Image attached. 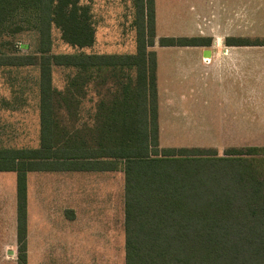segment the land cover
<instances>
[{
	"label": "trees",
	"instance_id": "1",
	"mask_svg": "<svg viewBox=\"0 0 264 264\" xmlns=\"http://www.w3.org/2000/svg\"><path fill=\"white\" fill-rule=\"evenodd\" d=\"M137 51L51 53L52 27L69 44L95 42L81 0H0V37L19 13L37 14V52L0 51V66L39 69L40 143L0 148V170L17 173V264H28L27 173L118 170L125 177L126 264H264V170L256 147H162L159 140L155 2L137 0ZM227 44L264 45V38ZM206 37L163 36L161 46L207 45ZM25 48L28 45H22ZM54 66L74 69L63 88ZM134 71L132 76L131 71ZM98 98L89 119L81 104ZM259 154H263L260 153Z\"/></svg>",
	"mask_w": 264,
	"mask_h": 264
},
{
	"label": "crops",
	"instance_id": "2",
	"mask_svg": "<svg viewBox=\"0 0 264 264\" xmlns=\"http://www.w3.org/2000/svg\"><path fill=\"white\" fill-rule=\"evenodd\" d=\"M154 2L156 28H173L176 37H206L209 42L174 46L183 50L156 53L158 116L165 109L176 117V123H190V117L198 115L205 118L208 132L229 133L223 137L230 139L262 133L264 45L227 44L226 39L264 38V0H174L173 17L159 16L160 9H169L171 0ZM116 171L33 170L27 173L28 264L48 261L50 264V253L72 252L75 246L77 252L80 227L90 235H107L111 241L119 234L118 198L113 205L111 186L102 194L99 191L104 187L96 175H55ZM41 172H52V175ZM41 180L48 182L45 185ZM102 204L110 205L107 208L109 224L100 222L105 216ZM17 229V173L0 170V264H7V252L15 253L16 259Z\"/></svg>",
	"mask_w": 264,
	"mask_h": 264
},
{
	"label": "rangeland",
	"instance_id": "3",
	"mask_svg": "<svg viewBox=\"0 0 264 264\" xmlns=\"http://www.w3.org/2000/svg\"><path fill=\"white\" fill-rule=\"evenodd\" d=\"M137 0H81V4L89 7L91 20L95 28V42L88 47L79 48L62 39L61 31L56 26L52 27L51 53H100L113 55H129L137 51V36L140 20L138 17ZM174 0L166 11L160 9L159 16L173 17L176 9ZM160 4V0H159ZM162 20H159L161 25ZM10 33L0 37V51L16 53L37 52L40 47L38 18L33 12H19L10 23ZM175 29L159 26L156 28V43L148 49L157 52H173L183 50L174 46H161L159 38L174 36ZM28 45L25 48L22 45ZM185 51H190L189 49ZM157 57V54H156ZM74 69L60 66L53 68V82L58 88H63ZM134 76V71H131ZM39 69L34 66L2 67L0 66V147L3 149L35 148L40 143V112L38 91ZM98 96L93 89H89L87 96L81 104L82 119H89L94 112ZM173 104V102H171ZM173 109V108H172ZM192 122L176 123V117L169 115L165 109L161 110L159 122V142L163 147L173 146H200L216 149L220 155H225L229 148L241 147L246 151L256 147L258 165L264 170V131L262 133H247L244 139H230L229 133L216 132L211 134L207 130L205 118L195 115L190 117ZM160 128L162 129L160 133ZM186 130L177 132V130ZM231 135V134H230ZM214 136V137H213ZM184 137V138H183ZM256 137V138H255ZM263 153V154H259ZM12 175V173H8ZM43 175H52V172H41ZM14 175V174H13ZM55 175H96L100 177L99 192L104 194L107 186L112 187L113 205L118 201L119 234L112 237L107 235H90L86 229L80 227L77 252L70 250L54 252L50 264H126L125 253V177L123 170L105 173L67 172ZM49 180V179H48ZM48 180H41L47 183ZM45 181V182H44ZM47 181V182H46ZM56 181V180H55ZM31 184V174L29 175ZM40 184V182H39ZM46 185V184H45ZM43 185V186H45ZM63 187L60 188L62 190ZM99 195V194H98ZM101 195V194H100ZM104 215L100 222H110L107 208L102 204ZM108 208V209H109ZM114 218V215H113ZM108 238L109 241H105ZM70 247V246H69ZM2 255V254H1ZM18 256V248L17 253ZM15 253L7 252V264H17ZM49 264V261L47 262Z\"/></svg>",
	"mask_w": 264,
	"mask_h": 264
},
{
	"label": "water",
	"instance_id": "4",
	"mask_svg": "<svg viewBox=\"0 0 264 264\" xmlns=\"http://www.w3.org/2000/svg\"><path fill=\"white\" fill-rule=\"evenodd\" d=\"M208 51V50H207Z\"/></svg>",
	"mask_w": 264,
	"mask_h": 264
}]
</instances>
